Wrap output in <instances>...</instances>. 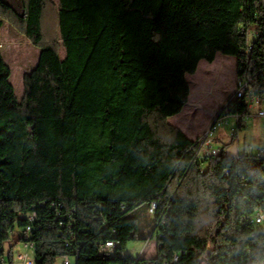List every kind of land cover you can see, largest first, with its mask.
I'll list each match as a JSON object with an SVG mask.
<instances>
[{"label":"trees","instance_id":"trees-1","mask_svg":"<svg viewBox=\"0 0 264 264\" xmlns=\"http://www.w3.org/2000/svg\"><path fill=\"white\" fill-rule=\"evenodd\" d=\"M5 22L40 51L18 98L0 49V264L13 235L35 264H264V154L198 158L168 121L218 52L264 96V0H0ZM226 106L240 124L247 102Z\"/></svg>","mask_w":264,"mask_h":264},{"label":"rangeland","instance_id":"rangeland-1","mask_svg":"<svg viewBox=\"0 0 264 264\" xmlns=\"http://www.w3.org/2000/svg\"><path fill=\"white\" fill-rule=\"evenodd\" d=\"M252 38V36H250ZM0 49L2 55L11 68L10 82L12 83L16 96L21 98L23 93V75L29 72L38 61L40 49L33 45L30 40L20 31L5 22L0 30ZM63 55V50L60 51ZM238 76L236 75V58L218 52L212 62L205 59L199 61L196 71L193 74H186L189 84V96L187 103L180 112L170 116V124L180 128L186 135L196 140L203 131L214 121L218 114L223 111L224 106L233 93ZM256 108L249 110L246 116L247 125L238 132V136L231 137L229 130L235 124L233 115L227 116V121L223 123L216 132V137H220L216 146L221 147L224 142L233 138L231 145L226 147L230 153L235 152L236 140H239L240 152L244 149V144L252 146L248 152H254L258 147L264 148V117L255 115ZM144 240L131 241L127 244V249L132 251L133 256H137V249L141 247ZM156 238H150L142 257L150 258L155 255ZM4 264H25L19 254H28L34 259L32 247H24L22 240L11 237L4 243ZM62 259H58L57 264H61ZM71 264H75L74 258L70 257ZM27 264V263H26Z\"/></svg>","mask_w":264,"mask_h":264},{"label":"built area","instance_id":"built-area-1","mask_svg":"<svg viewBox=\"0 0 264 264\" xmlns=\"http://www.w3.org/2000/svg\"><path fill=\"white\" fill-rule=\"evenodd\" d=\"M248 33H249V37L250 36L254 37L256 35V32L254 30L249 31ZM250 48L251 46L249 45L247 49H250ZM262 70L264 72V67ZM240 100H244L247 102L248 112L243 116L241 123L239 124L238 114H230L228 110V106L226 105L229 102H236ZM224 107H225L224 112L221 115H218L214 119V121H212L209 124V126L203 131V133L195 140L193 144V148H195L194 156L198 158L215 157L222 152V148L214 144V137L216 135V132L218 131V128L227 121L228 115H233L235 117V122H236L230 127L229 135L231 137L238 136L240 127L244 125L246 116L249 114L250 109L256 108L255 115L264 117V96L256 95L252 92L250 78L248 76H238L236 87L233 93L231 94V96L229 97V99L227 100ZM251 148L252 146L244 144L243 151L251 150ZM252 153H254L257 156H262L264 154V148L258 147ZM225 173H228V170H225ZM156 206H157V202L152 201L148 206L147 212L150 215H152L155 212ZM53 207L54 205H52V208ZM124 209L125 207H122V210ZM28 218H29V221L32 222L35 218V213L34 212L30 213ZM248 221L256 226L264 227V210L260 209L256 211L254 215L249 217ZM29 231H30V225H27L25 227V232L29 233ZM149 240L150 238L145 240L144 243L141 245V247L137 249L138 254L136 257L141 256ZM23 242H24V247H32L34 250V245L32 241H23ZM118 246H119L118 242L114 240H107L98 245V252H100V255H105V252H115L116 253ZM119 254L120 255L132 254V251L126 248L124 250H121ZM19 257L23 259L25 264L26 263L35 264V259L30 258L28 254H19ZM176 258L177 256H175V259ZM61 264H71L70 257L68 256L63 257Z\"/></svg>","mask_w":264,"mask_h":264},{"label":"crops","instance_id":"crops-1","mask_svg":"<svg viewBox=\"0 0 264 264\" xmlns=\"http://www.w3.org/2000/svg\"><path fill=\"white\" fill-rule=\"evenodd\" d=\"M246 125H247V121L245 120L244 125H242V126L240 127V131H241ZM187 136H188V135H187ZM188 137H189L190 139H192L190 136H188ZM220 137H221V136H217V137H216V140H215V141H216V142H215L216 145H217L218 141L221 140ZM233 141H234V140H233ZM233 141H232V142H233ZM226 142H228V140H227ZM215 143H214V144H215ZM235 144H236V148H235L236 150H235V152H232V153L240 152V149L238 148V147H239V140H238V139L236 140V143H235ZM225 152L230 153V152H228L226 149H225Z\"/></svg>","mask_w":264,"mask_h":264},{"label":"bare ground","instance_id":"bare-ground-1","mask_svg":"<svg viewBox=\"0 0 264 264\" xmlns=\"http://www.w3.org/2000/svg\"><path fill=\"white\" fill-rule=\"evenodd\" d=\"M110 252H105V254H109Z\"/></svg>","mask_w":264,"mask_h":264},{"label":"water","instance_id":"water-1","mask_svg":"<svg viewBox=\"0 0 264 264\" xmlns=\"http://www.w3.org/2000/svg\"><path fill=\"white\" fill-rule=\"evenodd\" d=\"M219 115V114H218Z\"/></svg>","mask_w":264,"mask_h":264}]
</instances>
